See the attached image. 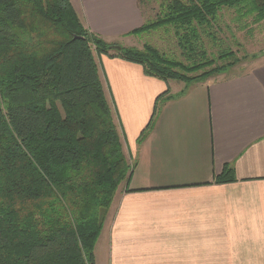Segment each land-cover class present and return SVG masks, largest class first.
Segmentation results:
<instances>
[{
	"label": "trees",
	"instance_id": "16d2710c",
	"mask_svg": "<svg viewBox=\"0 0 264 264\" xmlns=\"http://www.w3.org/2000/svg\"><path fill=\"white\" fill-rule=\"evenodd\" d=\"M223 9L243 30L248 18L264 22V0H162L155 18L130 32L171 29L182 63L147 44L107 43L69 0H0V264H95L107 213L133 169L100 58L185 86L225 74L248 56L221 45L208 56L203 39L217 46ZM171 98L158 97L153 115Z\"/></svg>",
	"mask_w": 264,
	"mask_h": 264
},
{
	"label": "crops",
	"instance_id": "0c3cea01",
	"mask_svg": "<svg viewBox=\"0 0 264 264\" xmlns=\"http://www.w3.org/2000/svg\"><path fill=\"white\" fill-rule=\"evenodd\" d=\"M69 2L105 40L143 25L138 0ZM99 64L133 169L107 213L95 264H264V62L190 86L116 58ZM165 93L172 98L153 115Z\"/></svg>",
	"mask_w": 264,
	"mask_h": 264
},
{
	"label": "rangeland",
	"instance_id": "374dc122",
	"mask_svg": "<svg viewBox=\"0 0 264 264\" xmlns=\"http://www.w3.org/2000/svg\"><path fill=\"white\" fill-rule=\"evenodd\" d=\"M161 2L162 0H144L140 8V18L143 24L155 18ZM233 18L234 13L231 10L223 9L221 11L215 28L218 38L217 46H214L211 41L203 39L204 47L209 57L213 58L216 56L217 51L220 49L219 45L230 48L239 58H242L243 55L248 56L227 72L229 76L244 74L255 65L264 62V22L257 25H249L251 19L248 18L245 20L248 28L243 30ZM105 41L121 47L136 49H142L143 45L147 44L171 59L182 63L187 62L180 54L171 29H161L140 35L129 34L127 38Z\"/></svg>",
	"mask_w": 264,
	"mask_h": 264
}]
</instances>
